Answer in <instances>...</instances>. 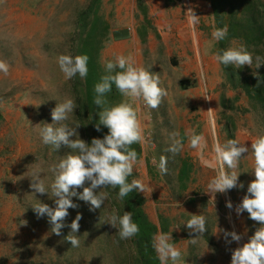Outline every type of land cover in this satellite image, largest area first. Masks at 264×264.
I'll use <instances>...</instances> for the list:
<instances>
[{"label":"rangeland","instance_id":"1","mask_svg":"<svg viewBox=\"0 0 264 264\" xmlns=\"http://www.w3.org/2000/svg\"><path fill=\"white\" fill-rule=\"evenodd\" d=\"M168 1L187 10L194 7L193 1L189 8L184 6V0ZM257 1L264 7V0ZM88 4L89 0H0V60L10 65L8 75L0 72V264H136L130 240L114 244V240H119L118 230L104 223L113 209L119 215L125 211L117 194L110 193L105 204L94 211H90L89 203L73 197L78 207L68 210L69 215L63 221L65 227L59 236L52 233L49 217H38L31 207L37 200L53 208L56 206L55 198L35 193L30 187L32 170L40 166L43 170L40 178L46 186L50 185L54 177L49 168L71 152L63 145L57 151L51 145H44L38 134V128L44 123H52L51 110L57 103L66 97L73 98L77 108L64 123L70 127L81 125L77 131L86 142L94 138L93 117L84 103L83 79L77 75L66 80L57 57L61 54L76 56L79 51L86 54L87 49L80 46V41L93 30L97 38L96 41L94 38L88 40L92 43L88 52L91 48L97 49L96 45L100 47L97 61L102 69L101 73L97 70V76L90 77L92 70L86 82L87 86L100 82L106 74L103 49L110 44L112 28L128 23L127 19L114 18L116 8H123L122 0H100L98 15L109 25V31L103 34L98 25L90 28L89 21L78 22ZM134 8L132 25L136 45L140 48L136 53V65L157 73L161 86L168 93L157 109H149L142 101L134 105L139 108L145 140L139 144L143 162L134 166L130 177L146 185L144 193L138 192L143 197L142 210L157 227L163 222L167 225L165 234L172 236L170 242L182 253L180 264H231L233 250L248 242L261 226L251 220L246 211L237 214L236 207L247 194L248 184L255 179L251 141L264 134V102L253 91L248 96L242 88L243 83L259 84L264 65L256 68L255 57H264V38L257 50L242 40H228L223 50L243 45L252 54L253 65L239 69L228 65L235 79L239 76L240 81L233 85L224 65L216 60L217 71L208 75L215 83L211 91H207L206 74L198 79H183L182 70L161 50L153 55L148 52L146 38L152 35L156 41L160 38L155 34L154 21L148 18L143 2L136 0ZM211 14L213 19L212 9ZM218 44L219 41L214 49L215 56L223 51ZM180 81L187 82L181 86ZM127 99L113 85L111 92L106 94L108 103L105 106ZM95 118L98 119V115ZM173 131L180 134L184 144L183 150L174 157L165 151ZM192 133L203 135L206 146L192 148L189 143ZM229 139L244 144L249 152L242 154L236 169L240 173L238 186L216 193L212 201L213 194L206 191L218 168L213 144L217 140L223 144ZM161 156L168 158V172L164 175L157 167ZM182 165L187 166L189 172L180 178ZM82 191V188L77 189L78 193ZM229 201L231 209L226 206ZM78 213L82 216L76 233L80 246L72 247L65 237L71 231L68 225ZM191 214L206 217L207 229L203 234L187 228L185 223ZM22 221L27 223L22 224ZM232 231L241 236L240 241L225 236V232ZM194 238L196 244L191 243Z\"/></svg>","mask_w":264,"mask_h":264},{"label":"clouds","instance_id":"2","mask_svg":"<svg viewBox=\"0 0 264 264\" xmlns=\"http://www.w3.org/2000/svg\"><path fill=\"white\" fill-rule=\"evenodd\" d=\"M192 2V0H190ZM184 2V6L189 8ZM190 25L198 23L199 16L192 9L187 12ZM227 36V28L216 29L212 32V37L216 41H221ZM215 59L222 65H232L239 69L245 65L252 67L253 56L245 46L230 47L217 53ZM87 55L61 54L57 57L60 71L66 80L73 79L77 75L85 79L88 75ZM256 68L264 65V57H255ZM10 65L0 60V72L8 75ZM105 75L100 82L95 84L94 105L99 106V123L95 127L100 131L103 125L108 129L107 134L101 138H92L88 143L79 137L77 129L81 126L76 124L70 127L64 123L73 114L77 104L73 98L66 97L63 102H58L51 110L52 123H44L38 128V134L44 145H51L55 151L61 146L71 149V152L64 155L58 163L52 165L49 171L53 173L54 179L50 185L45 184L40 178L43 170L36 166L31 172L32 183L30 187L35 193L48 194L55 198V208L37 200L31 207L38 217L47 215L52 225L51 231L57 236L61 235V229L65 227L63 221L69 215V209H75L77 204L72 198L90 204V211L100 209L105 201L109 199L110 193L103 189L118 188L117 199L123 200L133 191L144 193L146 185L139 179L129 177L133 174L134 166L142 163L136 150L132 149L133 144H142L145 140L144 130L139 118V108L135 104L143 102L149 109H157L163 99L168 95L167 90L161 86L160 76L145 67L136 65L133 56L118 55L114 60H109L104 64ZM113 85L126 101L106 107V94L110 93ZM211 110V109H209ZM75 136V139L70 137ZM190 146L194 149H202L206 146L203 135L192 133L189 136ZM184 144L180 134L173 131L169 134V146L165 149L174 157L183 150ZM212 151L214 160L218 165L217 174L210 180L207 191L213 194L224 193L238 186V176L236 169L239 167L243 153H248L249 148L240 144L235 139H229L221 144L217 140L213 144ZM251 154L254 158L253 173L255 179L247 187V194L242 198L241 203L236 207L237 214L247 212L249 218L261 226L258 227L248 242L242 247L233 250L231 264H264V134L258 135L251 141ZM155 163V160L153 161ZM168 158L161 156L157 165L162 175L167 174ZM86 182L89 186L85 187ZM239 187H243L240 184ZM82 188V192L77 189ZM226 206L232 208L231 202ZM81 214H77L71 224V229L65 239L72 247H79L80 240L76 233L79 231V221ZM22 221V224H26ZM104 223L117 229L119 240H114V244H119L120 240L133 238L140 231L137 223L133 221V213L124 211L119 215L115 209L107 216ZM192 232L203 234L206 227V217L191 214V218L185 223ZM225 236H231L232 240L240 241L241 236L235 231L225 232ZM198 237V236H197ZM172 236L163 232L153 238V248L157 252L160 264H180L182 253L171 243ZM192 244L197 243V239H191Z\"/></svg>","mask_w":264,"mask_h":264},{"label":"trees","instance_id":"3","mask_svg":"<svg viewBox=\"0 0 264 264\" xmlns=\"http://www.w3.org/2000/svg\"><path fill=\"white\" fill-rule=\"evenodd\" d=\"M210 2L213 19L215 23L216 29L227 28V36L219 41V49L223 50L225 43L228 40H242L248 46H254L255 50L261 45V41L264 38V7L258 3L257 0H207ZM100 8V0H89V4L87 9L83 12L82 15L79 16L78 22H86L89 21V27L93 28L98 25L102 27L103 34L109 31V26L105 23L103 19L98 15ZM87 25V24H86ZM83 27L86 26L83 24ZM92 30L90 33H87V36L84 37L80 41V46L87 49L86 54L84 52L79 51V55H87L89 57L88 60V76L90 73V77L97 76V70L100 72V65L97 61V55L99 46L94 45L97 49L91 48L88 52L89 46L92 43H89L88 40L91 39L96 41L97 35ZM98 44V42H97ZM225 71L228 73V78L231 84L235 85L236 81L239 80V76H237V80L235 79V74L233 69L229 66H224ZM102 69V68H101ZM261 75L259 77V84L254 83L253 86L243 83L242 88L248 94L251 95V91H253L258 99L264 102V67L261 69ZM101 73V72H100ZM88 76L83 79V87H84V103L85 108H87L88 113L92 119V124L96 125L99 123L98 119L95 116L98 115L101 109L99 106L94 105V87L98 81H95L87 86L86 79ZM187 81H180L181 86L185 84ZM85 84V85H84ZM237 86V85H236ZM116 94V91L114 92ZM113 94V96H114ZM94 114H96L94 116ZM95 127V126H94ZM108 132L106 127L100 126V131H94V138H103ZM132 149L136 150L138 153V157L141 156V147L139 144H133ZM187 167V166H186ZM184 165L181 166L179 170L180 178H183L189 172V169H186ZM129 182L131 181V177L128 178ZM109 193L117 194L118 188L112 190L108 188ZM122 202V207L125 211H130L133 213V221L139 226V233L135 235L133 238L129 239L132 247L134 256L133 261L136 264H160L159 258L155 249L153 248V238L157 234V232H166L167 225L163 222L157 227L155 224L151 223L145 213L142 210L143 207V197L136 191L130 193L127 197H125ZM70 244V242H68Z\"/></svg>","mask_w":264,"mask_h":264},{"label":"crops","instance_id":"4","mask_svg":"<svg viewBox=\"0 0 264 264\" xmlns=\"http://www.w3.org/2000/svg\"><path fill=\"white\" fill-rule=\"evenodd\" d=\"M135 1L122 0L123 8L117 7L115 10L114 18L127 19L128 25L112 28L110 44L103 49L106 61L114 60L118 55H131L136 58L140 48L136 45V33L132 25ZM141 1L146 7L148 18L154 21L155 34L160 38V41H156L154 35L146 38L148 52L153 55L156 50H161L168 60L176 63L182 70L183 79L188 77L198 79L203 73L206 74L204 85L207 91H211V85L215 80L208 75L217 71L214 53L217 41L212 37L215 26L210 3L206 0H192L194 3L192 10L199 16L198 23L193 26L188 21V10L173 1ZM142 153L141 149V155Z\"/></svg>","mask_w":264,"mask_h":264},{"label":"built area","instance_id":"5","mask_svg":"<svg viewBox=\"0 0 264 264\" xmlns=\"http://www.w3.org/2000/svg\"><path fill=\"white\" fill-rule=\"evenodd\" d=\"M184 2H185L187 5H189L190 0H184Z\"/></svg>","mask_w":264,"mask_h":264}]
</instances>
